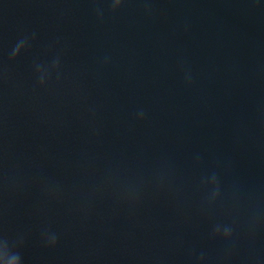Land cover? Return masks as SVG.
I'll return each mask as SVG.
<instances>
[{
    "label": "water",
    "instance_id": "1",
    "mask_svg": "<svg viewBox=\"0 0 264 264\" xmlns=\"http://www.w3.org/2000/svg\"><path fill=\"white\" fill-rule=\"evenodd\" d=\"M0 67V233L23 264H264V0H0ZM219 220L240 226L230 250Z\"/></svg>",
    "mask_w": 264,
    "mask_h": 264
},
{
    "label": "clouds",
    "instance_id": "2",
    "mask_svg": "<svg viewBox=\"0 0 264 264\" xmlns=\"http://www.w3.org/2000/svg\"><path fill=\"white\" fill-rule=\"evenodd\" d=\"M124 0H111V7L113 11L118 10ZM98 17L102 19V14L98 11ZM35 39V33L25 35L18 39L10 51V59L16 60L23 52L30 46ZM107 63V58H105ZM61 60L60 57H55L50 64L40 62L33 63V70L36 76V81L39 87H46L52 80L53 75L57 80L60 79ZM186 82L191 83V74H186ZM8 80L7 69L0 67V81L6 82ZM140 119L145 117L143 110L137 113ZM199 158H197L198 160ZM14 187H18L14 185ZM158 187H163V180L158 182ZM201 191L200 209L202 212H208L215 204L216 197L219 194V180L215 173L210 177L201 178L199 183ZM43 191L51 196L58 197L62 189L57 184L46 185ZM262 214L259 209L250 207L248 218V230L254 238L256 231L260 225ZM240 226L234 220H219L211 225L209 236L212 239H218L224 243L227 249H232L236 246L239 239ZM41 240L48 248H55L59 241V235L50 228H45L41 232ZM23 243V236L18 235L16 240L10 241L7 235L0 233V264H23L22 257L19 251H16L19 244ZM160 264V262H157ZM191 264H208V258L205 253L201 252L199 255L192 257Z\"/></svg>",
    "mask_w": 264,
    "mask_h": 264
}]
</instances>
